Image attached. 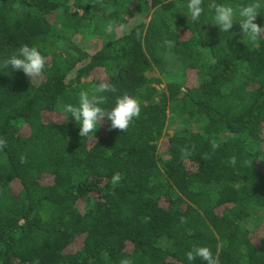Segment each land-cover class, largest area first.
Returning <instances> with one entry per match:
<instances>
[{"label":"trees","instance_id":"obj_1","mask_svg":"<svg viewBox=\"0 0 264 264\" xmlns=\"http://www.w3.org/2000/svg\"><path fill=\"white\" fill-rule=\"evenodd\" d=\"M210 2L194 24L187 0H0V64L23 44L46 60L32 80L0 69V264H190L198 246L264 264V36L220 32ZM109 26L128 30L77 46ZM102 83L141 114L81 137L61 109Z\"/></svg>","mask_w":264,"mask_h":264},{"label":"clouds","instance_id":"obj_2","mask_svg":"<svg viewBox=\"0 0 264 264\" xmlns=\"http://www.w3.org/2000/svg\"><path fill=\"white\" fill-rule=\"evenodd\" d=\"M262 6H264V0H249L248 3L237 6L211 0L208 9L211 13V23L218 26L220 32L230 33L229 30L234 24H238L243 36L256 40L264 36V27L254 22L261 14L260 9L264 8ZM186 9L185 15L188 19L194 24L200 23L205 14L204 0H187ZM9 66L14 71L23 72L32 80L44 73L46 60L38 47L23 44L0 64V69H6ZM115 91V87L107 83L100 84L91 92L82 90L76 104L63 105L61 112L64 121L74 122L78 126L81 137H94L102 126L101 121L104 120L110 122L109 130L126 131L134 119L139 118L141 104L137 98L123 94L115 98L113 106L109 109L106 107L107 97L102 93ZM230 163L235 164V158ZM119 179V176L113 177L114 182H118ZM185 255L190 264L197 258L205 264H218V260L208 247H194ZM123 264H129V262L124 261Z\"/></svg>","mask_w":264,"mask_h":264},{"label":"rangeland","instance_id":"obj_3","mask_svg":"<svg viewBox=\"0 0 264 264\" xmlns=\"http://www.w3.org/2000/svg\"><path fill=\"white\" fill-rule=\"evenodd\" d=\"M127 30L128 29H122L121 31L113 30V29L109 30L108 27H105V28L101 29L97 38L86 40L82 36H77L75 38V42L79 48L85 49L87 51V53L92 54L105 42V40H107L108 38L113 37V36H118ZM181 36L184 37L185 33L181 32ZM157 76H159L158 71L150 74V77H157ZM195 77H196L195 72L188 71L186 73V79H187L186 84L195 85L196 84ZM163 86L164 85L159 86V88H162ZM43 119H44V121H51V120L60 121V120H62V117L55 115V114H45L43 116ZM177 127H178L177 121L171 120L169 118L167 121V124H166L164 135H163L161 141L158 143L159 148L161 147L162 142L164 140H166V138L169 135H172L173 132L177 129ZM21 133L23 135H27L29 133L26 126L23 127Z\"/></svg>","mask_w":264,"mask_h":264}]
</instances>
